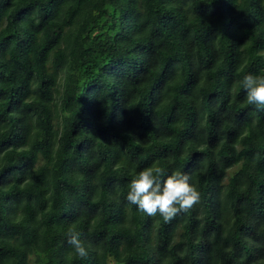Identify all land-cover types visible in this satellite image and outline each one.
Listing matches in <instances>:
<instances>
[{"label": "trees", "instance_id": "1", "mask_svg": "<svg viewBox=\"0 0 264 264\" xmlns=\"http://www.w3.org/2000/svg\"><path fill=\"white\" fill-rule=\"evenodd\" d=\"M249 73L264 0H0V264H264ZM154 164L200 192L168 223L126 199Z\"/></svg>", "mask_w": 264, "mask_h": 264}, {"label": "clouds", "instance_id": "2", "mask_svg": "<svg viewBox=\"0 0 264 264\" xmlns=\"http://www.w3.org/2000/svg\"><path fill=\"white\" fill-rule=\"evenodd\" d=\"M240 86L246 91V102L258 110H264V76L246 74ZM157 165L138 172L129 184L127 201L137 210L155 217L159 214L165 223L171 222L181 212H187L200 202V192L190 183L187 173L179 171L168 175ZM67 243L75 255L87 258L88 251L80 239V233L69 228Z\"/></svg>", "mask_w": 264, "mask_h": 264}]
</instances>
